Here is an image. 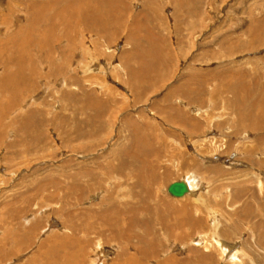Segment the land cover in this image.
Returning a JSON list of instances; mask_svg holds the SVG:
<instances>
[{
	"label": "rangeland",
	"instance_id": "374dc122",
	"mask_svg": "<svg viewBox=\"0 0 264 264\" xmlns=\"http://www.w3.org/2000/svg\"><path fill=\"white\" fill-rule=\"evenodd\" d=\"M54 1L24 55L0 0V264H264V0Z\"/></svg>",
	"mask_w": 264,
	"mask_h": 264
},
{
	"label": "bare ground",
	"instance_id": "6f19581e",
	"mask_svg": "<svg viewBox=\"0 0 264 264\" xmlns=\"http://www.w3.org/2000/svg\"><path fill=\"white\" fill-rule=\"evenodd\" d=\"M78 1V0H77ZM83 1H85V0H83ZM31 2V1H30ZM84 3V2H83ZM109 3V2H108ZM82 4V2L81 1H79L78 3H77V5H78V7H80V5ZM86 4V3H85ZM32 5V4H31ZM56 5V2L54 1V0H52V5H50V3L48 4V6L47 5H45V4H33L32 6H30L28 9H30V11H28V13L26 12V15H27V21H26V24H23L21 27H19V32H18V35H19V40L16 42V41H12V43H16V48H18L19 50H20V52H21V49L23 50V53L21 52V54H24V53H27L26 52V48H23V47H25V46H31L32 44H33V39H32V34H33V32H34V30L35 29H37L38 31H40V29L37 27L38 26V23L44 18V16H45V14H46V11H49L50 9H54L55 6ZM47 7V8H46ZM74 8V6L72 5V6H69V5H65L64 7H63V9L64 10H62V11H60V10H58V11H60L61 13L63 12V13H65L66 11H68L70 8ZM84 8H86V7H84ZM83 11H84V13H86V11L83 9ZM60 12H58V13H60ZM38 20H40L39 22H38ZM7 22V21H6ZM5 23V22H4ZM37 23V24H36ZM40 23H42V21L40 22ZM264 24V23H263ZM47 30V29H46ZM50 30V28H48V31ZM47 31V32H48ZM43 33V35H44V32H42ZM36 34V33H35ZM42 35V34H41ZM34 36V35H33ZM13 37H16V36H13ZM35 37V36H34ZM15 39V38H14ZM12 40V39H11ZM16 40V39H15ZM35 40V39H34ZM20 52H19V54H20ZM25 55V54H24ZM20 57V56H19ZM23 57L21 56V58H19V59H22ZM6 82H4L3 80H1L0 81V89H2V90H5L6 88H7V84H5ZM237 83V82H236ZM234 84V83H233ZM235 86V85H234ZM236 86H238L237 84H236ZM248 87H250V86H248ZM13 88V87H12ZM233 88V87H232ZM9 89V88H8ZM249 90V89H248ZM248 90L246 91V92H248ZM2 92V91H1ZM237 94V93H236ZM246 94V93H245ZM237 95H239V93L237 94ZM240 97H238V99L240 100L241 99V96H242V94L240 93V95H239ZM252 101H249V104L251 103ZM252 106H255V105H252ZM242 111V110H241ZM245 113V112H244ZM249 117V116H248ZM184 182L187 184V187H188V190H187V192L188 191H190V188H191V184L188 182V181H186V180H184ZM186 192V193H187ZM183 196V195H182ZM69 237V236H68ZM61 238V237H60ZM66 238V237H65ZM61 240V239H60ZM52 243H53V241H51ZM65 242V241H64ZM47 243V242H46ZM220 243V242H219ZM49 244H47V246H48ZM53 246V245H52ZM51 246V247H52ZM222 246V245H221ZM54 248V247H53ZM56 249V248H55ZM58 253V252H57ZM236 258V256L234 255L233 256V258L232 259H235ZM53 260V259H52ZM56 260H58V259H56ZM166 261H168V260H166ZM174 261V260H173ZM77 262V261H76ZM54 263H55V261H54ZM41 264V263H40ZM44 264V263H43ZM60 264V263H59ZM118 264V263H117Z\"/></svg>",
	"mask_w": 264,
	"mask_h": 264
},
{
	"label": "water",
	"instance_id": "95a60500",
	"mask_svg": "<svg viewBox=\"0 0 264 264\" xmlns=\"http://www.w3.org/2000/svg\"><path fill=\"white\" fill-rule=\"evenodd\" d=\"M188 190L187 184L183 180H176L171 182L167 187V192L171 196L180 197Z\"/></svg>",
	"mask_w": 264,
	"mask_h": 264
}]
</instances>
